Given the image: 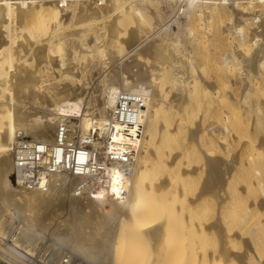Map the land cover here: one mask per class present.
<instances>
[{
  "label": "bare ground",
  "instance_id": "6f19581e",
  "mask_svg": "<svg viewBox=\"0 0 264 264\" xmlns=\"http://www.w3.org/2000/svg\"><path fill=\"white\" fill-rule=\"evenodd\" d=\"M248 43L256 44L250 57L216 52V45L239 52ZM261 83L264 0H0V261L181 264L183 241L203 236L206 248L219 223L204 224L201 235L198 209L215 198L219 217L230 211L240 166V154H228L235 138L216 140L229 128L204 126L206 108L224 86L241 95L237 101L228 92L220 103L246 108ZM205 136L223 157L211 153ZM24 144L39 150L35 185L11 178ZM200 172L207 178L198 192ZM259 188L264 209V183ZM175 212L181 217L173 224ZM170 232L181 239L166 240ZM251 233L242 253L221 249L217 257L262 264L263 250H254L260 238ZM230 237L240 235L221 240ZM143 242L149 256L136 253ZM207 253L203 264H219L217 252Z\"/></svg>",
  "mask_w": 264,
  "mask_h": 264
},
{
  "label": "rangeland",
  "instance_id": "374dc122",
  "mask_svg": "<svg viewBox=\"0 0 264 264\" xmlns=\"http://www.w3.org/2000/svg\"><path fill=\"white\" fill-rule=\"evenodd\" d=\"M216 1H220V0H216ZM230 1H235L236 3H238V2H245L246 0H243V1L242 0H230ZM248 1H250V0H248ZM248 44L246 45L247 50L244 49V51H246V52H244L243 50L238 52L237 49L234 48V46L233 47L232 46H230V47L225 46V48L228 47V48H226L228 50H226L225 48H223L224 45H216V49H217L216 52L220 51L219 53H225V52H230V51L232 52L233 51L236 55H246V57L247 56L250 57L254 47H256V44L255 45L253 43H248ZM230 48H232V50ZM243 48H245V47H243ZM241 52H242V54H240ZM208 74H209V77L211 78V80L216 81L215 79L219 80V78H220L219 75H217L215 72H209ZM208 74H207V76H208ZM238 82H239V80L237 81V83ZM221 88H222V90H221ZM221 88H220V91L218 94L219 97H217L218 99H220V100L217 99L219 102L216 101V103H215L216 105L212 104L211 106L209 105L210 107L208 105H207V108L205 107L207 109V113H206L207 118H205L203 124H204V126H208L211 123H218L222 126L228 127L230 130L229 131L230 134L227 136H224L225 138L222 137L223 139L221 137L220 138L217 137L218 139L216 138V140H218V142L219 141L220 142L221 141L226 142V140H229V136H230V139L235 138L234 142L235 141L237 142V144L236 143L232 144L233 147L231 146L232 148H230L229 152H228V154H230V155L240 154V156H239L240 166H238L239 170L237 169L236 173L234 174V175H236L235 179H234V176L232 177L233 179L231 180V183L233 185H231V183H230L231 186H230L229 191H228V192H230L228 194V197H231L230 199H233V197H234V199L232 200V203L234 200H235V203H233L234 204L233 205L231 202H228V204L230 203V205L228 206L229 207L228 210H230L231 213H230V211L228 213L226 212V213L222 214L220 217L217 214L218 202L215 200V198L207 201V204H205V206H203L204 210L198 209V213H197V215H198V232L201 233V235L203 234L201 226H203L204 224L206 225L207 223L213 222L212 220H214V222H217L221 225L216 223L217 224V230H219V233H217L218 231H216V233L209 235L208 240L206 239V243H208L209 245H207L205 243L206 248H203V245H204L203 242L205 241V240H203L204 239L203 236H202L203 238L200 237L199 235H198L199 236L198 238L197 237H191V236H193L192 232H190V230L188 231V233L190 232L189 234L191 235L190 236L191 238L189 237L190 238L189 239L188 237H186V241H187V239H188V241H192L191 240L192 238H197L199 244L197 242H195L197 240H194V242L192 241L189 244H187V243H185V241H183L184 248L182 247V245H180L178 247L179 251L182 249H183L182 252L185 253V251H186V253H185L186 258L188 256L191 257V259H190V257H188L189 260L185 261L186 259H184V253L181 252L183 254V255H181V257H182L181 260L186 262V264H189V263L194 264L193 261L194 262L198 261L197 263L200 264L203 260V259L201 260L202 256L203 255L205 256V254H208L207 252H209L211 254H213V252H217V254L215 253L216 255L213 254L215 257V260H216V259L220 258L217 256H218V253L221 251V249L225 253H228V252L229 253L230 252L242 253L241 251H242L244 242L246 240H248V238H246V237H248V235L250 236L252 234L251 233L252 231L254 234L256 233L254 238H256V239L260 238V241H259L260 243L256 239H253V242H254V240H256L258 242L256 245H254V246H256L254 248V250L256 252H258V250H260V251L263 250L262 252H264V223H263L264 222V209L262 207H259L260 205L257 206L258 202L263 201L262 200L263 196H262V193L260 192L261 190H259L260 189L259 188V182H260V184L264 183V151L260 150L261 148L264 147V145H262V142L264 144V140H263L264 139V83L257 85V87L254 89L253 93L252 94L250 93L251 96L249 95L250 96L249 103L247 105H245L246 108L242 107L243 109H241L238 102H235L234 104H229L227 106H226V104H221L222 103L221 100L223 101L229 95V93H231V95H233L236 98V100L238 101L240 98V95H241V90L229 89L231 87L228 88L225 86L221 87ZM225 89H227V90H225ZM223 96H224V98H223ZM223 106H225V107L223 108ZM216 112L219 115H222V117L219 116L218 114H216ZM223 112L227 113V114H224ZM198 116L199 117L201 116V112H198ZM197 119H199V122H200V118H198V117L195 118V122L198 121ZM218 119H220L221 121H219ZM210 120H211V122H210ZM192 123H193V121H192ZM192 123L190 122V124L188 123L187 125H189L190 127H193ZM186 129H187V127H186ZM186 129H185V131H187ZM184 133L186 134V132H184ZM231 133H233V134H231ZM185 134H182V136H184ZM182 136L180 138H178L180 140L179 146H181V148H185L184 146H186L188 142H187V140L183 141L184 137H182ZM232 137H234V138H232ZM186 139H187V136H186ZM204 140H206V143L208 142L207 147H208V149L209 148L211 149V153L213 155H221L223 157V154H221L222 153L221 149L218 148L219 145H217L216 140L214 141L215 144H213L212 140H214V138H211V137L208 138V136H205L203 139V142H205ZM210 144L212 146H210ZM260 145L263 147H261L259 149L258 147ZM212 147H215V148L212 149ZM243 150H244V152H242ZM214 151H216L217 153H214ZM242 153H243V155H242ZM191 157L193 158V156H191ZM191 157H190V159L187 158L186 163H188V161L191 162V160H192ZM225 158H227V157H225ZM193 163H194L193 165H196L195 161H193ZM241 163H243L244 165ZM186 165L189 166V163ZM193 165L191 164V166H193ZM204 178L206 180V178H207L206 173L200 172L197 180L194 181L196 186H193V184H192V186L195 188L194 189L195 191L197 188H198V192L200 191V187H202V185H203L202 183H205V180L202 182V180ZM12 180H13V178H12ZM13 183H14V180H13ZM244 185H245V187H243ZM192 186H191V190H190V188L188 189L189 192L191 191L190 193L188 192L189 193V194H187L188 197H190L195 192L193 190ZM239 188H242V189L245 188V189L241 190ZM217 189L215 191L216 193L218 192ZM241 193H243V194H241ZM222 196L226 197L223 194H222ZM225 207H227V205ZM249 207H251L250 212H249V210H247ZM187 208H188V206L186 208L182 209L184 218L191 216V214H189V210ZM260 208H262V209H260ZM226 210L227 209H224V207H223L222 209H219V212L223 213V211L225 212ZM179 212L182 213L181 209L179 211H177V214L181 215ZM247 214H248V216H247ZM173 215H174L173 216L174 219L172 220L171 217H170V219L174 222L173 224H175V218L179 219V217H181L182 215L178 216V215H176V212ZM177 216H178V218H177ZM218 217L220 218L219 219L220 222H218L219 221ZM216 219H217V221H216ZM199 226H200V228H199ZM218 227H219V229H218ZM254 231H256V232H254ZM183 233L184 232H181V235H183ZM185 233L187 234V231H185ZM185 233H184V236H187V235H185ZM169 234L171 235L172 232H170ZM225 234H229V236L234 235V234H239L240 238L231 239V237H230V238H227L229 244L227 243V240L223 243V241L221 239L223 238V236H225ZM214 235H215V237L213 238ZM173 236L176 238L175 240L181 239L180 235H179L180 237H178V236L176 237L175 235L172 234L166 240L172 241L171 239L174 238ZM241 237L244 239L243 242L241 241V240H243ZM183 238H185V237H183ZM245 238H246V240H245ZM46 239H45L44 244H47L48 242H50L49 241L50 238H48L49 240H46ZM200 240H203V242L202 243L199 242ZM46 241H47V243H46ZM255 243L256 242H254V244ZM190 244H195L194 245V246H196L195 250H196V248H198V249L200 248V249L199 250L197 249V251L195 252V250H191L192 248L189 249ZM187 245H188V247H187ZM143 246H144V248L142 247L141 250H138V251H140V253H138V252H136V253L144 255L143 253L146 250L147 253H145V255L149 256L150 253H149V250H147L146 246H148V245L146 244V242H143ZM145 247H146V249H145ZM167 247H169V246H167ZM128 248H130V247H128ZM202 248H203V250H201ZM204 249H205V252H204ZM123 250H121V253L124 251L126 253V254L124 253L123 256H127L130 253L129 249L126 250V248H125V250L124 251ZM170 250H172V249L169 248L168 251H170ZM189 250H191V252L193 251L196 254V255L195 254L194 255H195V257H197V259L192 257V256H194V255H192V253H190L191 255L189 254ZM243 251H244V248H243ZM201 252L203 254H201ZM148 253H149V255H148ZM171 254H173V253H171ZM261 254H263V255H261ZM261 254L258 253L257 256L260 255L259 257L261 259H263L264 253H261ZM198 257H200V259H198ZM142 259H144V258L142 257ZM220 259L217 260L218 262H216V261L215 262L219 263V264H221V262H222V264H228L230 262V261L225 260L224 257H222L223 261H222V259L221 260ZM191 260H193V261H191ZM183 261H181V264L182 263L185 264ZM188 261H190V262L188 263ZM262 261H263L262 264H264V259ZM254 262L255 261H253L252 264H254ZM234 263H231V264H234ZM0 264H6V263H4L3 261H0ZM169 264H174V263L172 261ZM201 264H203V262ZM208 264H211V263H208Z\"/></svg>",
  "mask_w": 264,
  "mask_h": 264
},
{
  "label": "built area",
  "instance_id": "2783aa9c",
  "mask_svg": "<svg viewBox=\"0 0 264 264\" xmlns=\"http://www.w3.org/2000/svg\"><path fill=\"white\" fill-rule=\"evenodd\" d=\"M39 161L40 155L38 149H34V147L26 144L20 146L16 153V169L11 177L14 183H17L18 179L24 177L32 185H35L41 171L37 165Z\"/></svg>",
  "mask_w": 264,
  "mask_h": 264
}]
</instances>
